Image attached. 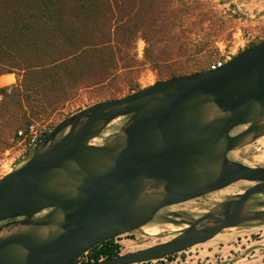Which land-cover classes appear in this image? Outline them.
<instances>
[{"label":"water","instance_id":"obj_1","mask_svg":"<svg viewBox=\"0 0 264 264\" xmlns=\"http://www.w3.org/2000/svg\"><path fill=\"white\" fill-rule=\"evenodd\" d=\"M124 117L129 121L115 140L92 144ZM63 125L69 131L60 141L49 146L48 140L0 180V223L10 222L2 228L29 226L0 239V264H81L83 254L145 227L162 209L243 185L254 184L183 221L189 227L173 239L92 264L161 261L226 229L264 222V209L247 208L253 196L264 195V168L229 158L264 137V41L218 71L100 102ZM52 227L56 234L48 232Z\"/></svg>","mask_w":264,"mask_h":264},{"label":"trees","instance_id":"obj_2","mask_svg":"<svg viewBox=\"0 0 264 264\" xmlns=\"http://www.w3.org/2000/svg\"><path fill=\"white\" fill-rule=\"evenodd\" d=\"M189 8L183 12L189 15ZM180 12L177 5L161 0H0V75L22 72L11 95L1 90L10 101L3 105V115L9 117L3 148L11 147L20 114L29 109L51 111L127 72L138 76L148 66L159 69L190 58L189 31L178 23ZM137 39L146 43L144 61L135 51ZM190 70L179 65L169 79L199 73ZM135 78L124 81L132 91ZM120 250L113 240L92 252L98 262L102 255L119 256Z\"/></svg>","mask_w":264,"mask_h":264},{"label":"rangeland","instance_id":"obj_3","mask_svg":"<svg viewBox=\"0 0 264 264\" xmlns=\"http://www.w3.org/2000/svg\"><path fill=\"white\" fill-rule=\"evenodd\" d=\"M177 5L181 12L177 15L180 26L188 29L186 37L187 54L190 58L179 59L177 63L164 65L159 69L148 66L138 76L127 75L113 82L90 90H84L74 99L59 103L51 111H40L26 115L20 114L16 132L30 124H37L44 131L45 143L53 145L60 141L69 131L63 124L95 104L111 99H120L158 82L168 80L172 71L179 65L191 67L190 73L208 71L218 59L239 55L247 48L264 41V0H161ZM189 8V15L185 14ZM135 51L140 61H144L146 43L137 39ZM136 77V88L132 91L124 84L127 79ZM22 80V72L17 69L0 75V180L11 172L22 167L27 161L23 159V147L16 137L11 147L5 150L2 144L8 116L3 105L10 103L3 98L1 90L8 89L11 95ZM110 94H114L111 96ZM51 96V94H45ZM110 99V100H111ZM25 113V112H24ZM129 118L114 120L92 144L105 145L115 140L124 130ZM60 127V128H59ZM246 129L239 127L232 132L235 136ZM232 161L252 168H264V137L252 141L243 148L229 154ZM252 185H243L229 192H216L180 205L162 209L147 226L130 234L115 239L121 246L120 255L146 249L167 242L178 235L187 225L183 221H195L222 204L243 194ZM226 195V196H225ZM264 195H255L248 202L249 211L263 210L260 203ZM46 213V212H45ZM44 213V214H45ZM38 217H41L42 215ZM10 222L0 223V228ZM160 228L158 235L145 233L146 228ZM144 264H264V222H250L240 227L224 230L213 240L197 245L171 259Z\"/></svg>","mask_w":264,"mask_h":264},{"label":"built area","instance_id":"obj_4","mask_svg":"<svg viewBox=\"0 0 264 264\" xmlns=\"http://www.w3.org/2000/svg\"><path fill=\"white\" fill-rule=\"evenodd\" d=\"M232 59V57H223L218 59L209 67L208 71H218ZM16 140L18 144L23 147V159L27 157L26 161H28L34 155L37 149H40L45 145L44 131L37 124H30L25 128L18 130L16 133ZM92 251L93 250L83 254V256L80 258L81 264L95 263V255ZM105 259L107 258L102 255L99 261H103Z\"/></svg>","mask_w":264,"mask_h":264},{"label":"bare ground","instance_id":"obj_5","mask_svg":"<svg viewBox=\"0 0 264 264\" xmlns=\"http://www.w3.org/2000/svg\"><path fill=\"white\" fill-rule=\"evenodd\" d=\"M254 185V184H253ZM160 191V190H159ZM222 192H226L228 193L229 191H222ZM242 194V193H241ZM240 194V195H241ZM226 196V195H225ZM149 225V224H148ZM147 226V225H146ZM29 226L24 224L22 225L21 227L19 226H11V227H8V228H2L1 231H0V239L4 238V237H7L9 235H11L16 229H26L28 228ZM189 226L187 225V227H185L184 229L188 228ZM144 228V227H143ZM142 229V228H141ZM183 229V230H184ZM49 233H52V234H56L57 231L52 227L49 229L48 231ZM145 233L148 234V235H152V236H155V235H158L160 233V228L154 226V227H150V228H146L145 230Z\"/></svg>","mask_w":264,"mask_h":264}]
</instances>
